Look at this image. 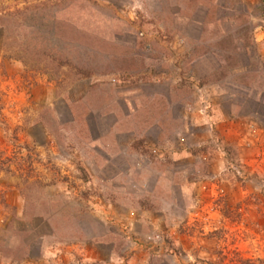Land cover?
<instances>
[{
    "label": "rangeland",
    "instance_id": "rangeland-1",
    "mask_svg": "<svg viewBox=\"0 0 264 264\" xmlns=\"http://www.w3.org/2000/svg\"><path fill=\"white\" fill-rule=\"evenodd\" d=\"M0 25V264H264V0Z\"/></svg>",
    "mask_w": 264,
    "mask_h": 264
},
{
    "label": "crops",
    "instance_id": "crops-1",
    "mask_svg": "<svg viewBox=\"0 0 264 264\" xmlns=\"http://www.w3.org/2000/svg\"><path fill=\"white\" fill-rule=\"evenodd\" d=\"M152 123V122H151ZM151 123H150V125H151ZM154 124V123H153ZM154 125H156V126H158V124H154ZM130 149L128 148V146H126L125 148H124V152L126 153V154H128V153H132V152H130L129 151ZM135 152H137L136 150H135Z\"/></svg>",
    "mask_w": 264,
    "mask_h": 264
},
{
    "label": "trees",
    "instance_id": "trees-1",
    "mask_svg": "<svg viewBox=\"0 0 264 264\" xmlns=\"http://www.w3.org/2000/svg\"><path fill=\"white\" fill-rule=\"evenodd\" d=\"M0 30H1V33L4 34V31L7 30V26L0 25Z\"/></svg>",
    "mask_w": 264,
    "mask_h": 264
}]
</instances>
